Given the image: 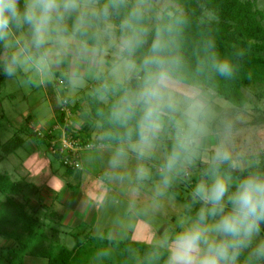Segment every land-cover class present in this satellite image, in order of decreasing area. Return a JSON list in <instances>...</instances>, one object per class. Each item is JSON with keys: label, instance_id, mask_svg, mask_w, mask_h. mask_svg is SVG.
<instances>
[{"label": "rangeland", "instance_id": "obj_1", "mask_svg": "<svg viewBox=\"0 0 264 264\" xmlns=\"http://www.w3.org/2000/svg\"><path fill=\"white\" fill-rule=\"evenodd\" d=\"M133 2L136 7H144L149 13L151 27L169 6H178L173 0ZM258 4L264 8V0H258ZM97 10L98 0H77V7L67 12V15L72 13L81 17L84 12ZM63 15L51 26L41 56H30V47L22 31L11 29L2 39L5 49L1 58L6 60L0 62V143L14 136L24 139L16 151L6 157H2L5 153L0 148V173L7 171L13 179L24 180V177L18 176L19 172L27 179L45 183L47 172L51 173L48 162L40 154L41 161L34 172L29 170L33 167L28 168L27 162L20 167L21 162L32 153V146L35 147L34 143L26 139L28 131L55 129V136L59 140H67L72 146L66 139L68 137L58 129L65 126L58 121L59 115L65 112L68 121L77 119L80 107L89 108L87 97L93 94V86L125 83L140 69L137 64L122 58V50L128 41L114 33L112 23L108 22L102 28L88 19L76 21L80 26L92 25L103 31L106 44L98 49L81 42L78 44L79 40L74 38L73 33L55 34L61 29L65 19ZM14 54H18L20 60L9 76L5 74L4 68ZM146 86L148 83L144 88ZM103 98L107 99L106 95ZM154 103L164 108L155 138L149 139L147 143L140 140L125 141L118 145L107 143L98 147L91 144L86 149L82 148L83 152L78 159L81 169L76 170L72 176L67 173L72 182L79 179L78 174L83 169L87 172L90 170L95 177L102 178L99 187H112L98 198L97 235L104 234L105 228L115 227L112 229V238H132L130 232L141 218L150 225L151 231L141 227L134 236L139 238L138 241L160 244L165 234L179 231L181 221L187 223L193 218L185 212L186 203L170 192V185L175 179L185 182L190 177L197 178L204 163L217 161L218 152L227 153V159L221 162L231 163L237 168L255 164L264 153V99L251 98L242 109L221 96L203 93L168 77L161 90L160 100ZM75 106H80L76 114L71 111L75 110ZM28 115L32 116V120H28ZM166 118L168 122L165 124ZM83 123L84 118H79L75 125L81 127ZM100 130V124L87 128L95 138L102 137ZM166 138L189 149L184 160L177 163L176 159L168 157L164 147ZM37 146L41 152H47V145ZM90 151L93 154L87 156ZM48 155L53 160L50 152ZM54 165L62 172L66 171L59 160H54ZM198 183L182 188V193L185 196L193 194ZM27 192L33 193V189L29 188ZM0 197L4 198L1 194ZM62 237L68 246H73L74 240L70 236L62 234ZM3 242L4 239L0 237V243ZM40 259L37 257L36 260L44 263ZM0 264L9 263L0 258ZM24 264L28 263L24 261Z\"/></svg>", "mask_w": 264, "mask_h": 264}, {"label": "trees", "instance_id": "obj_2", "mask_svg": "<svg viewBox=\"0 0 264 264\" xmlns=\"http://www.w3.org/2000/svg\"><path fill=\"white\" fill-rule=\"evenodd\" d=\"M173 1L178 6H169L153 27L149 13L144 7H136L133 0H98L96 12H84L81 17L72 13L63 15L61 29L55 34L73 33L81 43L98 49H102L106 41L103 31L96 26L104 28L108 22L112 23L114 33L128 41L122 50V58L137 64L140 69L125 83L93 86V94L87 97L89 108L75 106V110H71L76 114L80 107L77 119L68 121L65 112L59 115L58 121L65 125L58 128L62 134L80 146L140 141V123L147 105L138 99L149 77L161 69L168 77L203 93L221 96L238 108H245L251 98L264 99V8L258 0ZM23 3L21 0V5ZM79 19L97 24L80 26L76 22ZM12 29L25 33L30 56L43 55L44 45L39 49L35 47L29 25ZM157 44L159 49L154 50ZM4 49L1 39L0 62L6 60L1 58ZM154 60L161 63H149ZM220 60L231 64L229 74L219 72ZM163 109L161 106L160 115ZM27 118L30 121L32 116ZM79 118H84L81 127L75 125ZM164 122H168L167 118ZM95 124H100L102 137H92L91 131H87ZM54 131L33 129L27 132L26 139H32L37 145H47L52 163L59 160L65 172L73 174L81 167L65 162L73 159L72 151L67 156L61 151V140ZM149 135L150 139L155 138V133ZM22 141V137L14 136L0 143L5 153L2 157L15 152ZM164 147L168 157L176 159L177 163L189 154L187 147L173 139L166 138ZM214 168L230 173L236 179L253 172L264 173V153L258 162L245 168L221 161L207 162L202 165L197 178L190 177L185 182L175 179L170 192L186 203L185 212L193 217L201 203L193 201V194L185 196L181 190L187 185L207 181ZM29 188L33 193L27 192ZM0 194L4 196L0 197V237L4 239L0 243V258L9 264H24L26 256L46 258L48 264H165L167 252L160 244L132 238L108 239L86 227L69 232L75 241L69 247L61 238L63 215L52 204L46 208L41 204L32 207L33 196L41 198L38 187L26 179H13L7 171L0 173ZM40 212L43 214L39 215ZM261 234L264 236V232Z\"/></svg>", "mask_w": 264, "mask_h": 264}, {"label": "clouds", "instance_id": "obj_3", "mask_svg": "<svg viewBox=\"0 0 264 264\" xmlns=\"http://www.w3.org/2000/svg\"><path fill=\"white\" fill-rule=\"evenodd\" d=\"M76 7L77 0H24L23 5L21 0H0V39L12 27L27 24L39 49L47 42L54 21ZM158 49L159 44L154 45V50ZM18 63L19 55H12L5 74L12 75ZM217 67L222 74L232 71L227 60H220ZM167 80V72L161 69L149 77L140 94L139 99L147 105L140 123L144 143L160 128L161 106L154 101L160 100ZM226 159L227 153H217V161ZM193 201L201 203L195 216L187 223L181 221L179 231L165 234L160 241L167 252L165 264H264V173L234 180L230 173L214 168L208 181L196 185Z\"/></svg>", "mask_w": 264, "mask_h": 264}, {"label": "crops", "instance_id": "obj_4", "mask_svg": "<svg viewBox=\"0 0 264 264\" xmlns=\"http://www.w3.org/2000/svg\"><path fill=\"white\" fill-rule=\"evenodd\" d=\"M78 44H81L80 41H78ZM29 141L31 143H34L32 139H29ZM32 148V153L28 155V157L24 161L21 162L20 167H22L25 162H27L28 168L33 167V169L29 170L34 172V170L37 169L35 167L38 165V163L40 164V155H42L46 159L45 162H48L51 173L49 174L47 172V181L45 183H38L37 181H35V179H27L25 178V176L19 174L18 172V176L24 177L23 179L34 183L38 187L39 195L41 196V198L36 195L33 196L31 206L38 207L41 204L46 208L51 204L54 205L55 209H57L63 215L60 225V229L62 231L61 238H63V241L65 238L62 237V234H66L74 240L73 236L69 234V232L82 229L83 227L92 230V232L96 234L95 228L98 227L99 223L97 216L99 203L98 198L102 194L107 193V191H109V189H111L112 187H109V189H106L105 187H99V182L102 180V178H99L98 176V178L95 177V175H93L90 170L89 172H87L85 171V169H83L82 173L78 174L79 179L77 181L74 180L70 182L69 178L71 177H69L67 173H65V171L62 172L60 169H56L55 165L52 163L51 158H49L48 152H41L36 144L35 147L32 146ZM136 152L137 151H135V153ZM87 154V156H89L92 155L93 152L90 151ZM69 175L72 176V174ZM71 187L74 188L71 190ZM45 208L43 209L45 210ZM141 227L148 228V230L151 231V227L146 222V220L139 218L138 222L130 232V236L133 238V240L139 239L134 235L139 230V228L141 229ZM105 229L106 230L103 231L104 234L99 235H101V237L112 239V229H115V227H113L112 229L109 227ZM73 242L75 244V241ZM39 258H41L40 260H44V263L43 261L38 262L36 260L37 256H26L25 262H27L28 264H48V260L46 258Z\"/></svg>", "mask_w": 264, "mask_h": 264}, {"label": "built area", "instance_id": "obj_5", "mask_svg": "<svg viewBox=\"0 0 264 264\" xmlns=\"http://www.w3.org/2000/svg\"><path fill=\"white\" fill-rule=\"evenodd\" d=\"M72 143V146L67 143V140L61 139V151L67 156L70 154V151H72V160L66 159V163H71L74 167L80 168L81 164L78 162L77 158L79 157L80 154H82L83 150L82 148H87L90 145L87 146H80L79 144L76 143V141H72L69 138H66ZM56 142H53L55 144ZM52 151H56L54 147L51 148Z\"/></svg>", "mask_w": 264, "mask_h": 264}]
</instances>
